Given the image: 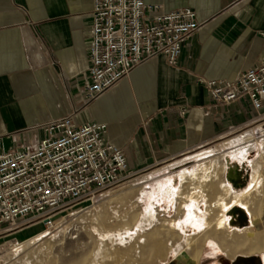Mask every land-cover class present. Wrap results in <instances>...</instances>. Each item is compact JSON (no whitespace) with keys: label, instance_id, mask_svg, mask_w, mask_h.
<instances>
[{"label":"crops","instance_id":"1","mask_svg":"<svg viewBox=\"0 0 264 264\" xmlns=\"http://www.w3.org/2000/svg\"><path fill=\"white\" fill-rule=\"evenodd\" d=\"M146 1L196 10L178 63L149 57L84 103L93 0H0V145L30 146L72 114L106 122L138 171L132 201L148 203L131 234L158 264H264V121L247 98L216 101L199 81L264 58V0Z\"/></svg>","mask_w":264,"mask_h":264},{"label":"built area","instance_id":"2","mask_svg":"<svg viewBox=\"0 0 264 264\" xmlns=\"http://www.w3.org/2000/svg\"><path fill=\"white\" fill-rule=\"evenodd\" d=\"M93 4L91 64L79 90L84 103L149 57L162 53L177 64L184 42L200 26L191 6L166 9L146 0ZM199 81L216 101L247 98L257 112L255 119L264 120V58L234 78L200 76ZM44 130L30 146L3 151L0 145V238L37 223L53 232L61 211L128 178L127 156L107 139L106 122L83 121L72 114L47 123Z\"/></svg>","mask_w":264,"mask_h":264},{"label":"rangeland","instance_id":"3","mask_svg":"<svg viewBox=\"0 0 264 264\" xmlns=\"http://www.w3.org/2000/svg\"><path fill=\"white\" fill-rule=\"evenodd\" d=\"M137 172L129 170L128 178L119 185L61 211L53 232L37 223L0 238V264H14L23 258L28 247L21 245L16 251L13 247L34 236L37 238L33 247L43 250L50 264H126L132 260L134 264L148 260L158 264L159 251L143 250L145 235L135 239L130 230L137 220L133 217L135 211L148 206L145 200L132 201L133 194L126 188V182ZM166 253L170 254V250Z\"/></svg>","mask_w":264,"mask_h":264},{"label":"bare ground","instance_id":"4","mask_svg":"<svg viewBox=\"0 0 264 264\" xmlns=\"http://www.w3.org/2000/svg\"><path fill=\"white\" fill-rule=\"evenodd\" d=\"M249 140L253 141L255 138L251 137ZM36 238V236L31 237L23 243H18L15 247H13V250L15 251L20 248L21 245H26L28 247V252L23 256V258L16 260L14 264H50L48 262V257L43 255L44 251L33 247V242Z\"/></svg>","mask_w":264,"mask_h":264},{"label":"water","instance_id":"5","mask_svg":"<svg viewBox=\"0 0 264 264\" xmlns=\"http://www.w3.org/2000/svg\"><path fill=\"white\" fill-rule=\"evenodd\" d=\"M236 170H237V168L232 165L231 169H230V176H231L233 181H237V177H236V174H235Z\"/></svg>","mask_w":264,"mask_h":264}]
</instances>
